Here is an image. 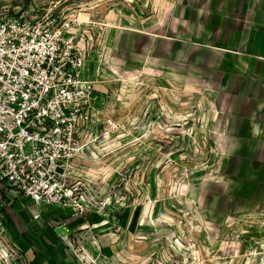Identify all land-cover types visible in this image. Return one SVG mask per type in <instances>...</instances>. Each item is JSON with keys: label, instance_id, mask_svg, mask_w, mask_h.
Here are the masks:
<instances>
[{"label": "rangeland", "instance_id": "374dc122", "mask_svg": "<svg viewBox=\"0 0 264 264\" xmlns=\"http://www.w3.org/2000/svg\"><path fill=\"white\" fill-rule=\"evenodd\" d=\"M215 4L0 0V16L66 12L82 23L75 35L116 129L80 182L94 209L112 211L118 264H248L255 249V209L264 208L255 174L263 171L255 142L236 125L225 133L234 103L222 101L226 81L210 66L233 55L207 45L233 48L235 32L223 28L238 24L210 13ZM80 255L84 264L96 260Z\"/></svg>", "mask_w": 264, "mask_h": 264}, {"label": "built area", "instance_id": "2783aa9c", "mask_svg": "<svg viewBox=\"0 0 264 264\" xmlns=\"http://www.w3.org/2000/svg\"><path fill=\"white\" fill-rule=\"evenodd\" d=\"M81 25L66 12L0 16V264H30L8 238L12 193L73 217L95 208L73 168L116 124L101 111L89 52L75 35ZM247 257L264 264V245Z\"/></svg>", "mask_w": 264, "mask_h": 264}, {"label": "crops", "instance_id": "0c3cea01", "mask_svg": "<svg viewBox=\"0 0 264 264\" xmlns=\"http://www.w3.org/2000/svg\"><path fill=\"white\" fill-rule=\"evenodd\" d=\"M213 2L216 9L209 10L210 13L218 12L227 21L238 24H228L223 28L229 33L235 32V36L229 34L228 39V45L233 48L224 49L222 45L217 48L212 43L207 45L216 53L233 55L232 60L211 63L210 66L215 73H219L220 77L216 78L226 81L221 89V94L225 96L222 101L234 103L226 105L229 110L225 133L228 134L236 125L241 128L237 133H242L244 141L255 142V167L263 171L262 175L255 174V182L264 183V0ZM99 96H102L100 92ZM93 158L75 163L74 178L81 180L84 175L87 176L85 169L90 162H95ZM77 168H80V173H75ZM10 198L11 205L6 209L8 238L30 264H84L81 252L95 257L99 264H118V242L112 230V211L93 209L73 217L70 211L58 206L36 207L31 201L17 198L13 193ZM37 213L39 217L33 218ZM255 221V245H264L263 207L255 209ZM129 258L128 263L132 262L131 256Z\"/></svg>", "mask_w": 264, "mask_h": 264}]
</instances>
